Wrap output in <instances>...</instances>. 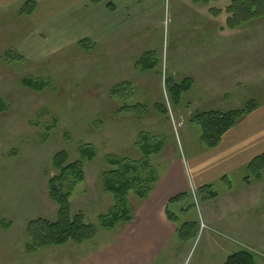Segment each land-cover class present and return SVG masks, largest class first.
Masks as SVG:
<instances>
[{
  "label": "rangeland",
  "instance_id": "rangeland-1",
  "mask_svg": "<svg viewBox=\"0 0 264 264\" xmlns=\"http://www.w3.org/2000/svg\"><path fill=\"white\" fill-rule=\"evenodd\" d=\"M27 1L0 11V100L4 101L0 109V219L12 222L9 230L0 227V264H78L92 250L115 243L126 225L119 224L112 232L100 230L93 241L80 246L69 243L36 256L26 252L28 223L38 218L54 220L57 215L58 207L48 192V181L57 174L51 165L55 153L66 150L74 162L81 146L95 147L97 156L85 163L86 179L75 187L70 201L73 213L81 211L86 222L98 225L100 216L113 205V197L101 185L106 155L139 159L141 136L149 134L150 141L162 145L149 158L162 176L174 161L192 162L206 148L200 141L201 127L192 122V116L206 110L242 109L251 100L263 102L264 82H259L261 78L240 88L238 92L248 97L243 100L217 98L200 105L199 98L194 101L185 94L180 105L171 102L166 77L180 82L191 76L187 56L197 50L210 51V37L221 32L220 22L192 0H150L145 15L118 40L97 41L75 30L66 36L45 33L46 41L31 43V19L21 13ZM110 20L115 23L114 18ZM240 33L253 35L248 49L255 48L254 40L264 37V19L253 21ZM84 39L94 43L91 49L78 45ZM259 44L258 51L264 50V41ZM55 47L60 50L53 53ZM148 53L154 54V70H144L140 62ZM252 55L256 54L244 57L252 60ZM226 68V63L216 65L202 74L214 83L223 79L217 86L228 84L231 93L237 92L235 81L224 77ZM25 79L37 85L29 87ZM118 86L124 91L114 92ZM139 104L150 110L142 119L137 115L143 114L142 109L126 111V106ZM157 104L167 108V116L158 112ZM247 176L246 170L218 180L211 185L217 194L214 199L207 190L197 188L172 204L170 212L178 228L186 223L195 226L188 229L185 239L176 234L153 264H223L243 249L255 255L256 264H264V176L259 194L243 192ZM129 206L135 215L140 200L130 195Z\"/></svg>",
  "mask_w": 264,
  "mask_h": 264
},
{
  "label": "crops",
  "instance_id": "crops-1",
  "mask_svg": "<svg viewBox=\"0 0 264 264\" xmlns=\"http://www.w3.org/2000/svg\"><path fill=\"white\" fill-rule=\"evenodd\" d=\"M20 1L0 0V11L7 10L11 5H19ZM231 1L216 0L212 5L224 7ZM108 4L113 5V10L108 8ZM149 4H152L150 0H109V3L105 1L98 5L92 4L91 0H37V9L29 17L32 23L28 39L30 43L46 41L45 33L66 36L68 33H75L76 30L97 41L118 40L122 34H127L134 22L145 15L143 10L148 8ZM193 4L206 10L213 21L220 22V25L225 23V15L214 18L210 14L209 8L212 5L205 7L194 2ZM222 17L225 21L221 19ZM110 18H114L115 23L111 22ZM246 27L247 25L236 31L219 34L215 32L210 37V51L197 50L187 56V65L191 68L188 73L189 75L190 72L193 73L188 78L194 83L192 90L187 94L193 96L194 101L199 98L200 105L217 98L225 100L235 98L236 101L246 99L248 97L245 93L238 92L240 88L264 82V50L258 51L259 40L264 41V37L254 40L258 43H252L258 45L256 49L253 47L248 49L253 35L240 33ZM244 43H248V47L244 46ZM214 46L217 50H212ZM60 47H55L53 53L59 51ZM245 54L256 55H252L251 60L245 58ZM225 63L228 68L225 69L224 77L235 81L234 89L237 92L231 93L228 84L217 86L223 79L214 83L203 77V72H210L216 65ZM252 70L254 72L248 74L247 71ZM258 104L259 107L254 112L241 119L223 136L217 148L202 149L194 156L192 162L178 159L171 163L160 176L149 198L144 202L140 201V207L133 220L125 224L124 235L117 240L114 239L115 243L105 246L106 248L98 247L92 250L78 264H153L159 252L177 234L176 224L167 216L170 201L178 195L190 193L193 189L213 185L233 173L246 171L247 165L264 153V101ZM207 111L210 110L204 112ZM263 180L252 181L250 185L244 182L243 192L249 194L257 191L259 194V186H262Z\"/></svg>",
  "mask_w": 264,
  "mask_h": 264
},
{
  "label": "trees",
  "instance_id": "trees-1",
  "mask_svg": "<svg viewBox=\"0 0 264 264\" xmlns=\"http://www.w3.org/2000/svg\"><path fill=\"white\" fill-rule=\"evenodd\" d=\"M106 0H91L94 5L102 4ZM196 5L209 7L216 0H193ZM113 10V5H107ZM37 9V2L29 0L21 8V13L31 16ZM210 14L214 18L225 15L226 21L220 25L222 33L236 31L253 21L264 19V0H232L224 7L212 5L209 8ZM93 42L84 39L79 42V46L84 50H89ZM153 53L146 54L140 62L144 65V70H154L156 63L151 61ZM17 57L22 58L17 55ZM23 82L27 86L34 87L37 84L33 80L25 79ZM35 84V85H34ZM193 80L186 78L180 82L173 78L166 77L165 85L168 96L174 105H180L183 102V96L189 93L193 88ZM114 92L124 91L118 90ZM121 88V87H120ZM4 101L0 100V109L3 110ZM158 112L164 117L168 115V110L163 105L155 106ZM259 107L255 100L248 102V105L242 109L230 110L227 112L207 111L192 116V122L201 127V143L208 149H214L219 146L223 136L234 128L241 119L251 114ZM144 111L143 114L137 113L142 117L149 115V107L143 105L126 106V111L138 112ZM147 111H149L147 115ZM141 142L138 147L142 153L139 159L119 157L113 154L105 156V166L102 176L101 185L106 194L113 197V205L109 212L100 216L99 224L94 225L86 222L85 215L79 211L73 213L71 209V198L75 187L83 183L86 179L85 163L92 162L97 151L92 145L81 146L78 150L79 159L70 162L69 153L66 150L59 151L53 155L52 167L57 170V174L52 176L48 181V192L50 200L57 205V215L54 220L47 218H38L32 220L27 226L28 240L25 245L26 252L31 256H36L39 252L55 247L65 246L69 243L74 245H83L93 241L100 230L112 232L119 224H129L134 213L129 206V196L132 195L140 201H146L155 189L160 174L149 162L153 154L161 151L162 145L159 142L150 141L149 134H142ZM249 171L244 182L250 185L252 181H261L264 176V153L254 158L246 167ZM208 191L209 197L214 199L217 194L211 189V185H205L198 191ZM190 193H183L172 199L169 206L181 201ZM168 218L176 224L175 216L167 208ZM195 225L186 223L181 228L177 227V234L185 239L188 235V229ZM0 227L9 230L12 227L11 221L0 219ZM187 230L186 232L184 230ZM223 264H256L255 255L248 250H240L229 255Z\"/></svg>",
  "mask_w": 264,
  "mask_h": 264
}]
</instances>
